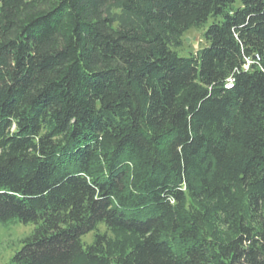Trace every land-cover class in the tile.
<instances>
[{
    "label": "trees",
    "instance_id": "trees-1",
    "mask_svg": "<svg viewBox=\"0 0 264 264\" xmlns=\"http://www.w3.org/2000/svg\"><path fill=\"white\" fill-rule=\"evenodd\" d=\"M12 222L15 264H264V0H0Z\"/></svg>",
    "mask_w": 264,
    "mask_h": 264
},
{
    "label": "rangeland",
    "instance_id": "rangeland-1",
    "mask_svg": "<svg viewBox=\"0 0 264 264\" xmlns=\"http://www.w3.org/2000/svg\"><path fill=\"white\" fill-rule=\"evenodd\" d=\"M184 43L180 51L194 53L206 44L204 29H191L184 34ZM35 223L12 222L0 224V264H15L13 257L22 246V239L35 230ZM105 230V225L100 226ZM94 232L83 237L85 243L91 242Z\"/></svg>",
    "mask_w": 264,
    "mask_h": 264
},
{
    "label": "built area",
    "instance_id": "built-area-1",
    "mask_svg": "<svg viewBox=\"0 0 264 264\" xmlns=\"http://www.w3.org/2000/svg\"><path fill=\"white\" fill-rule=\"evenodd\" d=\"M231 80H232V79H231ZM232 85H233V83H231V82L228 84L229 87H231Z\"/></svg>",
    "mask_w": 264,
    "mask_h": 264
}]
</instances>
